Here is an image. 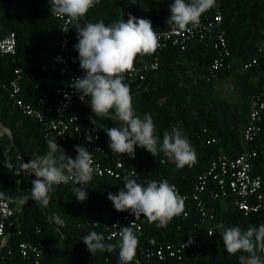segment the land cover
I'll list each match as a JSON object with an SVG mask.
<instances>
[{
  "label": "trees",
  "instance_id": "trees-1",
  "mask_svg": "<svg viewBox=\"0 0 264 264\" xmlns=\"http://www.w3.org/2000/svg\"><path fill=\"white\" fill-rule=\"evenodd\" d=\"M15 2H21L27 13L28 34L14 21ZM172 2L173 0H100L95 9L89 10L82 23H95L102 20L105 24H110L122 19L127 21L131 14L138 19L151 20L154 29H166L170 26L166 23V19L170 15ZM156 3L159 4V7L154 9ZM221 5L224 12L223 27L232 53L239 61H248L255 54L256 46L264 43V0H221ZM0 8L5 29L2 32L0 28V37L6 31L13 30L17 35L18 43L17 53L12 59L0 55V79L9 80L13 77L14 70L19 67L23 73L21 80L24 87L21 93L23 99L32 106L41 109L46 105L54 104L56 96L52 88L59 80L57 66L53 59L55 52L51 55L48 63L45 62L43 53L46 46L39 39L42 34L53 35L56 42L58 38V20L51 13L48 0H0ZM262 48H264V44H262ZM210 54L211 50L202 44L194 45L183 51L178 48H170L161 56L158 73L164 70L166 81L160 87H157V77H149L142 83L130 80L124 74V82L130 86L137 114L141 117L145 113L151 114L157 135L161 139L165 130H171L174 126L178 127L188 137L197 155V162L192 167L185 166L183 169H177L174 163L163 156V153L153 157L145 149L139 147L136 148L134 159L127 155L114 154L134 168L135 176H131V178L136 179L137 182L167 179L169 183L176 184L182 190L187 191L193 186L196 173L204 169L214 154L220 150L236 152L237 146H231L229 142L231 132H229L228 122L231 115L228 112V107L217 101V95L212 91V87L216 81L231 76L239 78L242 73L238 64L235 63L230 72L220 73L216 78H210L208 75ZM261 59L264 63V52L261 53ZM139 60L140 56L138 55L134 63ZM181 60L191 63L198 81L205 87L206 95H203L202 99L205 104L211 105L209 108L206 107L207 105L199 108L197 115L190 108L191 99L183 90L176 88L179 80L173 75L174 65ZM258 73V70L253 69L243 77L246 80L245 86L240 90L243 98V123L249 95L252 91H257L264 86L262 84L255 86L254 83L249 82V78L254 76L253 74L258 75ZM168 84L172 87L171 95L167 89ZM236 84L238 85V82ZM71 112L79 114L84 124L93 125L89 119L92 112L87 103L81 102L79 99ZM0 116L5 119L4 124L1 122L0 124L4 128L8 126L12 133L7 140L2 137L3 135H0V188L9 195H11L10 192H13L14 198L17 199V197L28 193L31 180L35 177L17 176L12 170L5 168L3 153L6 151L12 163L18 164L19 161L13 157V147L8 146L11 142L20 143L22 138L29 140V144H32L36 149L34 157L45 154L48 147L42 126L34 119L14 109L1 88ZM221 119L225 121L224 127L220 122ZM18 120L20 123L13 126V123ZM95 126H98L100 130L103 144L112 152L108 147V137L103 129L119 126V123L110 119L97 118ZM204 128H207V132H203ZM211 136L220 137L218 145L205 144L204 141ZM56 142L67 156L75 158L77 155L75 146L78 144L73 138H70L68 142L57 140ZM255 165L256 172L264 171V154H259ZM125 175L116 180H94L87 191V199L84 202L76 199L72 191L73 186L70 184L56 186L55 191L50 193L51 205L48 209H43L34 201H29L24 205L18 201L16 203L18 210L12 217L13 229L3 251V253L10 251V254L5 260H0V264H32L18 251V243L22 240L38 241L44 244L43 264L119 263L118 248L112 252L98 251L93 255L87 250L82 238L91 231L99 233L100 227L93 226L92 222L100 221L103 211L114 209L112 202L107 198L108 193H117L124 186L123 177ZM214 207L216 213L221 215L226 227L238 225L246 230L250 226L258 227L264 223V215L243 217L228 202L217 201ZM53 212L59 214L64 221L63 225L49 222L48 217ZM144 224L146 240L157 238L163 243L175 242L190 236L193 232L200 233L205 238L203 228L193 212L188 219L175 217L167 227L163 228H158L154 223H148L147 220ZM18 229L21 231L19 234L17 233ZM63 240L66 241V245ZM67 243L72 246L71 250L65 248ZM205 244L196 257L183 262L168 261L167 264H239V255H247L246 253L229 255L220 235L206 237ZM141 249L142 245L139 242L136 256H141ZM257 254L260 255L259 252ZM260 256L264 259V256Z\"/></svg>",
  "mask_w": 264,
  "mask_h": 264
},
{
  "label": "clouds",
  "instance_id": "clouds-1",
  "mask_svg": "<svg viewBox=\"0 0 264 264\" xmlns=\"http://www.w3.org/2000/svg\"><path fill=\"white\" fill-rule=\"evenodd\" d=\"M51 13L76 22L77 43L74 50L78 53L82 76L73 78L70 87L80 93L79 99L89 105L96 125L97 118L110 119L119 126L104 128L108 137V147L113 154L127 155L134 159L136 148H143L153 157L160 153L177 169L192 167L197 162L195 149L188 137L178 128L163 132L162 139L157 135L151 114L142 117L137 114L130 86L124 82V73L131 70L138 55H150L157 50L158 33L151 20L136 18L129 14L127 21L117 20L110 24L104 21L80 23L89 10L100 0H48ZM216 6V0H173L170 4L168 25L180 30L198 26L201 16ZM59 59V58H58ZM67 95V94H66ZM87 143H92L89 136ZM48 151L31 158L28 162L13 164L8 153H3V166L17 176H34L27 194L17 197L21 205L29 201L47 208L56 186L72 183L76 199H87V185L94 178L96 168L90 152L83 145L75 146V158L67 156L55 139H46ZM135 173L123 177L124 186L117 193H108L118 212H130L135 219L141 216L156 227H167L170 222L185 210V201L174 184L167 179L160 181L145 180L143 183L131 178ZM0 199H8L0 190ZM49 222L63 225L59 214L53 212ZM224 248L229 255H239L240 264H264L258 252L264 253V223L250 226L246 230L240 226L217 225ZM209 236L212 234L208 233ZM87 250L95 255L98 251L112 252L119 249V264H131L136 254L139 238L134 227H119L116 243H105L103 234L95 231L83 236ZM109 240L111 237L108 238ZM190 238L186 248L192 244Z\"/></svg>",
  "mask_w": 264,
  "mask_h": 264
},
{
  "label": "built area",
  "instance_id": "built-area-1",
  "mask_svg": "<svg viewBox=\"0 0 264 264\" xmlns=\"http://www.w3.org/2000/svg\"><path fill=\"white\" fill-rule=\"evenodd\" d=\"M95 7L96 5L90 10ZM53 16L58 20V38L53 59L59 80L52 88L56 102L42 109L26 102L21 95L24 87L21 83L23 73L19 67L14 70V75L9 80L0 79V88L14 109L42 126L46 139L68 142L73 138L78 145H83L92 152L96 168L92 182L96 179L116 180L125 174L135 173L133 167L125 163L122 158L115 156L103 144L98 126L84 124L79 114L71 112L78 103L80 93H76L69 85L73 78L83 75L79 67L78 53L74 50V45L77 43L76 22L55 14ZM223 21L221 0H216V6L201 16L198 26L190 25L184 30L176 28L175 25H170L166 29H155L159 37L157 50L150 55H139L140 60L124 74L130 80L142 83L149 77L156 78L163 53L170 48L183 51L197 44L205 45L211 50L208 66L210 78L230 72L235 63L238 64L242 77L253 69L259 71L260 67H264L261 59V53L264 52L262 45L256 46L255 54L248 61L236 59L227 39ZM17 45L15 31H6L0 37V55L12 59L17 53ZM262 74L264 72L259 71L257 79L254 80L251 76L249 82L254 83L255 86L264 85ZM243 126L241 148L237 147L234 153L220 150L214 154L204 169L196 173L190 190L184 191L174 184L185 201V210L178 217L188 219L193 212L203 228L205 238L220 235L217 225H225L221 215L216 213L214 204L217 201L228 202L243 217L264 215V171L256 172L255 165L259 154H264V86L249 95ZM2 130L9 133L0 124V135ZM203 132H207V128H204ZM89 136L93 138L92 143L86 142ZM219 139V136H211L204 142L206 145H218ZM92 182L87 185L88 189ZM68 184L74 187L72 183ZM6 195L8 199H0V260H5L10 254V251L4 253L3 251L13 229L12 217L18 210L16 205L18 200L9 194ZM145 221L146 218L143 216L135 219L130 212L107 209L102 212V219L93 221L92 225L100 227L99 233L104 235V242L116 243L119 239V227L131 224L142 245L141 256L135 255L131 264L183 262L196 257L206 245L204 236L197 232L175 242L163 243L157 238L146 240ZM20 232L18 229L17 233ZM208 233L212 235L209 236ZM190 238L193 243L184 248L183 244H187ZM18 251L32 264H43L45 246L42 242L19 241ZM259 253L264 256V253Z\"/></svg>",
  "mask_w": 264,
  "mask_h": 264
},
{
  "label": "rangeland",
  "instance_id": "rangeland-1",
  "mask_svg": "<svg viewBox=\"0 0 264 264\" xmlns=\"http://www.w3.org/2000/svg\"><path fill=\"white\" fill-rule=\"evenodd\" d=\"M159 7V4H154V9H157ZM1 12V8H0ZM26 11L23 8L21 2H15V12H14V21L23 27L26 34H28L29 31V24L27 22V15ZM16 19V20H15ZM0 28L1 31H5L3 26V21L1 18L0 13ZM40 41L46 46L45 51L43 53L44 61L48 63V61L51 58V55L55 52L56 49V40L53 35L49 34H42L39 36ZM264 43H260L259 45H262ZM259 71L264 72V67H260ZM196 73L193 71V67L191 66V63H188L185 60H181L175 63L174 65V71L173 75L178 78V83L176 88L179 90H183L185 94L191 99L190 108L195 115L198 114V109L201 108L204 105H207L206 107L209 108L210 104H205L204 100L202 99L203 95H206L205 87L202 83H200L195 75ZM252 77L254 80L257 79V75L253 74ZM157 87L162 86L166 79L164 70H161L157 74ZM238 82V85L236 84ZM245 80L242 76L238 77H228L223 80L216 81L213 84L212 91H214L217 95V101L221 102L223 105L228 107V112L231 115L228 122L229 132L230 134V145L231 146H242L243 145V115H242V107H243V98L241 96V88L245 86ZM167 89L170 91V95L172 92V87L167 85ZM175 87V86H174ZM222 109V108H221ZM220 109V110H221ZM223 110V109H222ZM221 110V111H222ZM246 114V113H245ZM245 118V115H244ZM4 120L2 116H0V122L4 124ZM222 126H225V121L223 119L220 120ZM19 120L13 123V126L18 125ZM6 129L9 133L2 132V137L7 140V138L10 137L11 130L8 126H6ZM12 134V133H11ZM20 143H13L11 142L9 147H13V157L16 161L19 162H28L31 158H34V155L36 153V149L32 144H29V140H26L25 138L20 139ZM5 148V147H4ZM3 148V149H4ZM13 192H10L11 196L14 198ZM223 202V201H221ZM223 204V203H222ZM51 202L49 203L48 207H50ZM56 205V203H55ZM43 208V209H48ZM64 245H66V241L63 240ZM68 250H71L72 246H69L67 243V246L65 247ZM133 263V261H132Z\"/></svg>",
  "mask_w": 264,
  "mask_h": 264
},
{
  "label": "crops",
  "instance_id": "crops-1",
  "mask_svg": "<svg viewBox=\"0 0 264 264\" xmlns=\"http://www.w3.org/2000/svg\"><path fill=\"white\" fill-rule=\"evenodd\" d=\"M239 148H241V146Z\"/></svg>",
  "mask_w": 264,
  "mask_h": 264
}]
</instances>
